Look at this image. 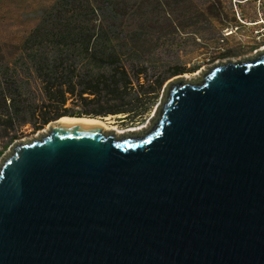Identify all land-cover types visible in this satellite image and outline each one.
<instances>
[{
	"label": "water",
	"instance_id": "95a60500",
	"mask_svg": "<svg viewBox=\"0 0 264 264\" xmlns=\"http://www.w3.org/2000/svg\"><path fill=\"white\" fill-rule=\"evenodd\" d=\"M58 121L0 165V264H264V50L141 134Z\"/></svg>",
	"mask_w": 264,
	"mask_h": 264
},
{
	"label": "trees",
	"instance_id": "16d2710c",
	"mask_svg": "<svg viewBox=\"0 0 264 264\" xmlns=\"http://www.w3.org/2000/svg\"><path fill=\"white\" fill-rule=\"evenodd\" d=\"M161 1L143 13L137 1L57 0L21 45L0 43V158L28 126L35 134L64 117L133 123L147 114L151 94L190 72L160 76L140 47Z\"/></svg>",
	"mask_w": 264,
	"mask_h": 264
},
{
	"label": "rangeland",
	"instance_id": "374dc122",
	"mask_svg": "<svg viewBox=\"0 0 264 264\" xmlns=\"http://www.w3.org/2000/svg\"><path fill=\"white\" fill-rule=\"evenodd\" d=\"M56 1L0 0V43L5 46L21 45ZM127 1L128 6L137 1L143 8L141 9L143 13L156 10L148 8L150 3L156 0ZM262 3L260 12L264 15V2ZM232 6V0H165L161 6L157 7L160 19L145 31L140 47L144 54L149 56L156 74L160 76L168 75L173 68L178 67L186 68L190 72L194 69V72L169 79L159 93L151 94L148 99L147 114L135 122L122 123L119 119L125 117H111L115 127L121 131L133 130L139 134L147 131L158 118V110L166 98L169 82L176 78L200 80L203 74L215 64L228 60L240 61L243 58L229 56L237 55L235 46L249 40L247 37H252L255 27L244 26L234 34L237 20ZM247 11L245 17L249 23L260 20L256 10L247 9ZM167 13L171 17L164 19ZM227 32L231 34L230 37H227ZM226 51H229V54L225 55ZM151 79L154 80V78ZM141 84L145 87L150 85L145 80H141ZM48 126L35 134L31 133L30 126L24 128L28 136L20 141L39 137L47 131ZM2 145L0 141V147ZM10 152L11 148L0 158V165Z\"/></svg>",
	"mask_w": 264,
	"mask_h": 264
},
{
	"label": "flooded vegetation",
	"instance_id": "af4514ba",
	"mask_svg": "<svg viewBox=\"0 0 264 264\" xmlns=\"http://www.w3.org/2000/svg\"><path fill=\"white\" fill-rule=\"evenodd\" d=\"M235 3L237 4L236 6H238L239 9L241 10V13H242L243 17L246 16V14H247L246 12H248L247 9L255 11L257 9V7L258 8L261 7L259 5L258 0H247V1H245V0H236ZM232 9H233L232 11L234 12V7L233 6H232ZM236 24H237V26H236V30H234V34H236L237 31H239L241 28H244L242 23H240L238 20H237ZM227 37H230V36H227ZM247 38L249 40L243 41L241 43H238L235 46L234 50L237 51V55H231L229 57H231V58L243 57L241 59L242 60H246V59L254 57L257 53H260L261 51L264 50V34L259 36L260 39H257L255 37H247ZM227 54H229V51H226L225 55H227ZM122 123H125V122H122ZM130 131L134 132L133 130H130Z\"/></svg>",
	"mask_w": 264,
	"mask_h": 264
},
{
	"label": "built area",
	"instance_id": "2783aa9c",
	"mask_svg": "<svg viewBox=\"0 0 264 264\" xmlns=\"http://www.w3.org/2000/svg\"><path fill=\"white\" fill-rule=\"evenodd\" d=\"M247 1V0H245ZM259 1V5L260 6H263V3L264 0H258ZM236 0H232V4H233V7H234V14H235V17L236 19L242 23L243 26H246V27H255L253 32H252V37H255L257 39H260L259 36L264 34V15L261 14L260 12V8L257 7L256 9V12H258L259 14V17H260V20L259 21H256L255 23H249L245 17H243L242 13H241V10L239 9L238 6H236L237 4L235 3ZM259 23V24H257ZM256 24V25H254ZM252 25V26H251ZM229 32H227L226 34H228ZM260 41V40H259Z\"/></svg>",
	"mask_w": 264,
	"mask_h": 264
},
{
	"label": "bare ground",
	"instance_id": "6f19581e",
	"mask_svg": "<svg viewBox=\"0 0 264 264\" xmlns=\"http://www.w3.org/2000/svg\"><path fill=\"white\" fill-rule=\"evenodd\" d=\"M228 36L230 35V33L229 34H227ZM232 61V60H231ZM241 61V60H240ZM234 62V61H233ZM235 62H237V61H235ZM66 120H87V121H92V122H94L97 126H101L105 131H107V132H117V135H126V134H131L130 132H132V131H130V130H125V131H121V130H119L117 127H115L116 125H115V123L112 121L113 119L111 118V117H107V118H105V119H92V118H71V117H64V118H62V119H60L59 121H58V124H62L63 122H65ZM48 130V129H47ZM140 130H142L143 131V129L142 128H140ZM136 131V130H135ZM135 133V132H134Z\"/></svg>",
	"mask_w": 264,
	"mask_h": 264
}]
</instances>
